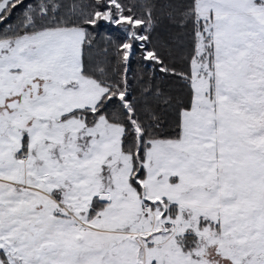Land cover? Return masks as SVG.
<instances>
[{
    "label": "snow or ice",
    "instance_id": "snow-or-ice-1",
    "mask_svg": "<svg viewBox=\"0 0 264 264\" xmlns=\"http://www.w3.org/2000/svg\"><path fill=\"white\" fill-rule=\"evenodd\" d=\"M0 264H264V0H0Z\"/></svg>",
    "mask_w": 264,
    "mask_h": 264
}]
</instances>
